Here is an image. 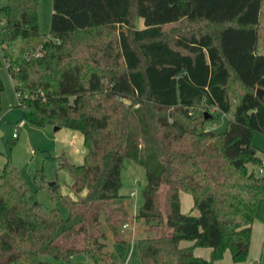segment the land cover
Listing matches in <instances>:
<instances>
[{
	"label": "trees",
	"instance_id": "1",
	"mask_svg": "<svg viewBox=\"0 0 264 264\" xmlns=\"http://www.w3.org/2000/svg\"><path fill=\"white\" fill-rule=\"evenodd\" d=\"M39 1L7 0L0 9V71L6 68L25 124L78 132L86 156L81 166L60 165L74 199L47 185L67 218L30 203V188L7 162L0 264H46L45 255L71 264L77 253L117 264L107 234L123 243L129 225L104 215L122 198L125 161L145 171L134 219L142 224L140 264H215L225 252L245 263L264 200V176L248 171L263 166L251 143L264 136V96L256 97L264 91V0H53L49 40L38 30ZM180 26L187 31L164 39ZM210 109L232 115L222 134L204 130ZM181 193L197 216L181 213ZM199 248L211 250L208 261L194 256Z\"/></svg>",
	"mask_w": 264,
	"mask_h": 264
},
{
	"label": "rangeland",
	"instance_id": "2",
	"mask_svg": "<svg viewBox=\"0 0 264 264\" xmlns=\"http://www.w3.org/2000/svg\"><path fill=\"white\" fill-rule=\"evenodd\" d=\"M52 1L40 0L37 8L38 30L40 35L47 40L50 39ZM7 3V0H0V9ZM1 21L2 17L0 16V41L2 36ZM133 27L140 30L143 28L139 20L133 22ZM181 30L187 31V27L166 29L164 39L171 42L178 33H182ZM0 79L3 86L0 96V174L9 162L12 167L21 172L23 182L30 188L32 192L29 198L30 203L41 204L49 210L57 209L63 218H67V207L60 201L53 202L51 200L47 185L51 188L58 187L60 195L74 199L70 190L72 179L60 165L63 161L75 166L83 164L86 156L83 139L76 131L66 129L54 131V127L36 128L25 124L23 112L17 108V95L14 93L12 81L8 77L5 67L0 71ZM204 114L212 115L210 121L206 122L204 130L215 134H222L232 117L231 114L224 115L216 109L206 110ZM138 116L139 113L135 112L131 120L137 130L140 127ZM19 124H22V127H19ZM13 135H16V138H13ZM251 145L256 150L257 157L262 160L261 165H264V136L254 135ZM259 168L249 166L248 171L256 173ZM39 175L42 178L36 181V176ZM121 181L123 186L119 195L122 198L108 203L104 216L109 217L113 222L118 221L119 226L121 222H126L129 225L126 230L122 227L120 235L121 239L127 240L119 243L108 233L107 246L117 264H140L136 241L141 238V233L137 232L133 235L131 230L133 228L142 230V224L136 222L134 218L143 204L142 193L146 187L145 171L134 162L125 161ZM165 192L166 187L162 188L159 193L162 210L164 209ZM256 213L252 226L249 254L243 264H257L264 256V200L260 201ZM58 244L61 245V242ZM41 261L46 264H64L62 261H55L46 255L41 257ZM70 263L94 264L91 258L83 253L73 255ZM215 264L233 263L230 261L229 253L225 252L222 259Z\"/></svg>",
	"mask_w": 264,
	"mask_h": 264
},
{
	"label": "crops",
	"instance_id": "3",
	"mask_svg": "<svg viewBox=\"0 0 264 264\" xmlns=\"http://www.w3.org/2000/svg\"><path fill=\"white\" fill-rule=\"evenodd\" d=\"M1 25H2V22H1ZM141 25H142V22H141ZM9 108H11V107H9ZM19 127H22V124H19ZM58 130H54V131H58ZM179 199H180V211H181V213H183V214H191V215L196 216V212L192 210V208H193V199H191V197L188 196L185 193H181L179 195ZM183 207H185V208H183ZM127 228H124V230H126ZM138 230H139L138 228H133L131 230V232L133 233V235H135V233H137ZM252 231H253V229H252ZM180 247L181 248H183V247L184 248H186V247H192V243L183 242L182 244H180ZM210 254H211V250H209V249L199 248V249H195L194 250V256L196 258H198V259L201 258V259H203L205 261H208L209 260Z\"/></svg>",
	"mask_w": 264,
	"mask_h": 264
},
{
	"label": "water",
	"instance_id": "4",
	"mask_svg": "<svg viewBox=\"0 0 264 264\" xmlns=\"http://www.w3.org/2000/svg\"><path fill=\"white\" fill-rule=\"evenodd\" d=\"M263 96H264V91L260 90V89H257L256 97H258L259 99H262ZM209 117H210L209 115L205 114L204 119H208ZM55 130H58V128H55Z\"/></svg>",
	"mask_w": 264,
	"mask_h": 264
},
{
	"label": "built area",
	"instance_id": "5",
	"mask_svg": "<svg viewBox=\"0 0 264 264\" xmlns=\"http://www.w3.org/2000/svg\"><path fill=\"white\" fill-rule=\"evenodd\" d=\"M17 98H18V96H17ZM13 138H16V135H13ZM264 166V165H263ZM260 167L259 168V170L256 172V175L258 176V177H263L264 176V167ZM128 226H123V228H127Z\"/></svg>",
	"mask_w": 264,
	"mask_h": 264
}]
</instances>
